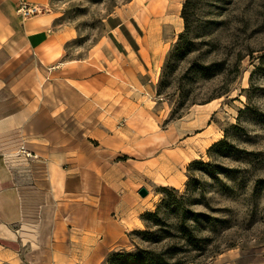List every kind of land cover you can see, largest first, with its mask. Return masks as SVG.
Masks as SVG:
<instances>
[{"label": "rangeland", "instance_id": "1", "mask_svg": "<svg viewBox=\"0 0 264 264\" xmlns=\"http://www.w3.org/2000/svg\"><path fill=\"white\" fill-rule=\"evenodd\" d=\"M26 1L55 15L69 54L112 41L138 65L144 108L129 117L144 127L137 135L129 121L119 168L148 194L128 215L98 210L99 221L122 220L124 240L89 234L90 210L59 206L47 216L52 239L23 250L0 242V264H120L128 254L137 264H264V0H191L186 32L185 0ZM29 163L11 166L18 181ZM107 191L105 203L120 204Z\"/></svg>", "mask_w": 264, "mask_h": 264}, {"label": "crops", "instance_id": "2", "mask_svg": "<svg viewBox=\"0 0 264 264\" xmlns=\"http://www.w3.org/2000/svg\"><path fill=\"white\" fill-rule=\"evenodd\" d=\"M17 2L0 0V242L20 240L23 250L52 239L57 230L48 229L47 216L57 217L59 206L90 210L89 234L124 240L122 220L99 221L97 213L128 215L145 205L140 186L131 189L119 168L129 156L118 151L130 141L129 116L144 108L138 65L112 41L95 44L84 57L69 54L55 15L43 10L23 17ZM131 121L138 135L144 124ZM93 137L106 149L90 151ZM18 159L30 162L17 171L23 181L11 168ZM110 189L120 204L105 203L103 191Z\"/></svg>", "mask_w": 264, "mask_h": 264}, {"label": "trees", "instance_id": "3", "mask_svg": "<svg viewBox=\"0 0 264 264\" xmlns=\"http://www.w3.org/2000/svg\"><path fill=\"white\" fill-rule=\"evenodd\" d=\"M190 1L191 0H185L183 7H182V10H181V17L183 18V20L185 22V32H186L187 25H188L187 7H188V4ZM185 32H181L179 34V41H181L184 38ZM150 216L155 217L156 213H154V214L152 213V215H150ZM121 260L122 261H120V264H137L136 256L133 254H128L127 256L121 255Z\"/></svg>", "mask_w": 264, "mask_h": 264}, {"label": "built area", "instance_id": "4", "mask_svg": "<svg viewBox=\"0 0 264 264\" xmlns=\"http://www.w3.org/2000/svg\"><path fill=\"white\" fill-rule=\"evenodd\" d=\"M39 11L38 7L36 5H31L26 0H19L17 5V12L23 16H31L33 14H36Z\"/></svg>", "mask_w": 264, "mask_h": 264}, {"label": "water", "instance_id": "5", "mask_svg": "<svg viewBox=\"0 0 264 264\" xmlns=\"http://www.w3.org/2000/svg\"><path fill=\"white\" fill-rule=\"evenodd\" d=\"M138 193H139L142 197H144V196H146V195L148 194V191H147L146 188L142 187V188H140V189L138 190Z\"/></svg>", "mask_w": 264, "mask_h": 264}, {"label": "bare ground", "instance_id": "6", "mask_svg": "<svg viewBox=\"0 0 264 264\" xmlns=\"http://www.w3.org/2000/svg\"><path fill=\"white\" fill-rule=\"evenodd\" d=\"M163 2V1H162Z\"/></svg>", "mask_w": 264, "mask_h": 264}]
</instances>
